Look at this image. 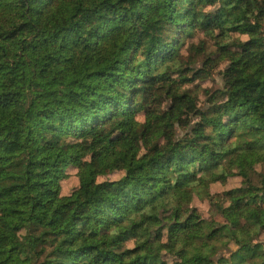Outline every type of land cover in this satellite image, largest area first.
I'll use <instances>...</instances> for the list:
<instances>
[{
    "label": "trees",
    "instance_id": "obj_1",
    "mask_svg": "<svg viewBox=\"0 0 264 264\" xmlns=\"http://www.w3.org/2000/svg\"><path fill=\"white\" fill-rule=\"evenodd\" d=\"M262 163L264 0H0V264H264Z\"/></svg>",
    "mask_w": 264,
    "mask_h": 264
},
{
    "label": "rangeland",
    "instance_id": "obj_2",
    "mask_svg": "<svg viewBox=\"0 0 264 264\" xmlns=\"http://www.w3.org/2000/svg\"><path fill=\"white\" fill-rule=\"evenodd\" d=\"M236 37L241 38H247L246 35H235ZM205 85H209V83H205ZM138 119L144 120L146 119V115L139 113ZM257 173L264 174V163L257 165L256 167ZM68 173L67 177L61 181V196L68 195L77 185H78V170L74 166H70L67 168ZM124 170L120 169L113 173L107 174V175H99V180H116L122 177ZM260 177L258 175L253 176V180L255 183L260 182ZM243 184V179L240 176H233L229 177L225 183L216 182L211 185L210 191L212 194H221L223 192H226L230 189L239 187ZM193 206H195L198 210V214L206 217V218H218L217 215L214 214L213 208L211 207V204L205 199L201 200L199 198H195L193 201ZM129 244H132V242H129ZM233 247V246H232ZM5 251H4V243L2 240H0V258L4 257ZM211 264V263H208Z\"/></svg>",
    "mask_w": 264,
    "mask_h": 264
}]
</instances>
